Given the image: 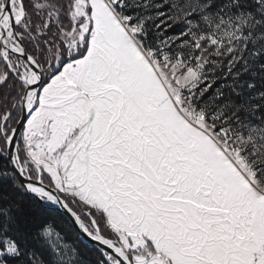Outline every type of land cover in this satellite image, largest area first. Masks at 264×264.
Listing matches in <instances>:
<instances>
[{
	"label": "rangeland",
	"instance_id": "obj_1",
	"mask_svg": "<svg viewBox=\"0 0 264 264\" xmlns=\"http://www.w3.org/2000/svg\"><path fill=\"white\" fill-rule=\"evenodd\" d=\"M128 2H73V22L86 18L76 38L83 40L89 31L88 47L81 61L69 60L56 70L57 54L48 81L43 78L21 133V165L36 177L46 174L58 190L98 210L116 192H130L121 198L129 206L125 220L135 231L134 241L113 232L132 257H140L136 264H264V133L245 107L222 119L221 110L196 106L195 99L215 48L216 56H237L244 50L237 47L242 40L264 32V0L241 6L228 0L220 8L208 0H145L142 12L163 6L160 14L182 30L149 43L153 47L141 39V11L134 20L126 15L136 6V0ZM19 26L29 30L24 19ZM71 46L76 47L75 36ZM9 59L15 66L16 58ZM57 83L69 92L65 109L79 130L56 150L48 124ZM1 135L6 144L9 134L2 130ZM82 148L85 154L78 159L74 152ZM92 219L84 222L90 229ZM5 247L7 254L17 252L9 240Z\"/></svg>",
	"mask_w": 264,
	"mask_h": 264
},
{
	"label": "trees",
	"instance_id": "obj_2",
	"mask_svg": "<svg viewBox=\"0 0 264 264\" xmlns=\"http://www.w3.org/2000/svg\"><path fill=\"white\" fill-rule=\"evenodd\" d=\"M75 0H22L25 9L24 21L29 30L17 27L28 53L34 56L44 69V83L51 75L50 70L56 56L61 66L69 60L80 59L87 50L89 31L83 40L76 37L81 32L79 26L85 21L73 22L71 11ZM233 1V0H232ZM235 1V0H234ZM145 0H136L126 15L134 18L141 11L143 34L141 39L146 47L159 37L173 38L182 30L180 23L166 19L160 7L155 12H142ZM214 5L225 7L228 0H208ZM231 2V0H230ZM130 2L126 0L125 6ZM235 6L251 3V0H236ZM253 3V2H252ZM254 4V3H253ZM143 5V6H142ZM234 5H232L233 7ZM132 7V6H131ZM260 17V16H259ZM258 17V18H259ZM261 18V17H260ZM264 20V18H261ZM173 22V23H172ZM74 29V30H73ZM75 36L76 47L71 46ZM264 32L253 33L247 40L237 45L243 48L241 54L229 53L208 55L205 69L209 71L201 84V92L195 95L196 106L216 107L221 110V118L235 117L240 110L249 109V116L264 133ZM231 60V62H230ZM4 75V76H3ZM3 77V78H2ZM0 151H5L2 130L9 134L18 119L17 103L23 91V84L10 72L0 56ZM243 83V86L240 87ZM247 101L246 103H243ZM241 108V109H240ZM2 125V121L7 116ZM21 135L18 153L25 159ZM33 178L36 172H29ZM42 180L54 186L49 176L42 174ZM72 209L83 222L90 224L93 217L99 231L108 238L117 239L106 215L96 208L82 203L77 198L67 196ZM5 240L14 243L17 252H5ZM152 250V244L148 243ZM132 260V253L127 251ZM0 262L4 264H108L102 251L84 242L71 222L56 210L42 206L28 194L10 171L8 161L0 152Z\"/></svg>",
	"mask_w": 264,
	"mask_h": 264
},
{
	"label": "water",
	"instance_id": "obj_3",
	"mask_svg": "<svg viewBox=\"0 0 264 264\" xmlns=\"http://www.w3.org/2000/svg\"><path fill=\"white\" fill-rule=\"evenodd\" d=\"M5 16L8 19L7 24L4 23ZM24 17L22 0H4L0 4V53L10 72L24 85L17 122L6 138L5 151L0 152L25 191L45 208L56 210L67 217L84 242L102 251L108 264H133L127 250L118 240L102 235L94 219H92L93 229H90L72 209L66 194L45 183L40 173L36 178L31 177L19 161L17 153L19 138L28 118L37 106L39 90L44 84L43 67L28 53L17 31ZM10 56L16 58L15 66L11 64ZM60 67L61 65H58L56 70Z\"/></svg>",
	"mask_w": 264,
	"mask_h": 264
},
{
	"label": "crops",
	"instance_id": "obj_4",
	"mask_svg": "<svg viewBox=\"0 0 264 264\" xmlns=\"http://www.w3.org/2000/svg\"><path fill=\"white\" fill-rule=\"evenodd\" d=\"M81 61V59H79L77 61V63ZM76 63V62H75ZM56 78H58V76H56ZM55 80V79H54ZM59 80V79H58ZM58 82V81H57ZM58 85V91L55 90L53 92V96L50 99V103H49V119L50 122L48 124L49 127V141H50V146L53 149H58L59 146L62 144V142L65 140V137L68 136V134L71 131L79 130V126L77 127L76 125H74V121L69 117L70 114H68L66 112L65 109V105L67 104V100H68V91L65 90V88H61L59 83H57ZM61 99H63V102H61ZM38 103V102H37ZM68 112H71L70 110H68ZM79 113V110H77V112L75 110L72 111V114L77 115ZM80 115V114H79ZM78 116V115H77ZM55 119H54V118ZM76 119V117H74ZM79 118H77L76 120H78ZM82 132V129L80 130ZM78 138L80 137V134L78 133ZM83 140H85V135L83 134V132L81 133V137ZM79 138V139H80ZM78 139V140H79ZM88 139V137H87ZM78 140H72V142L74 143V141L76 142L75 147H77V142ZM85 142L84 141V146L85 147ZM60 144V145H59ZM58 146V147H57ZM57 147V148H55ZM78 154V159L85 154V152L83 151V148L81 150H76L74 152V156ZM66 157V151L61 153L59 156V161L60 162H64ZM111 173V172H109ZM117 176V174H116ZM105 177V176H103ZM110 177V176H109ZM101 187L103 189H105V182L102 181L101 182ZM123 190H121L120 192H116L111 200V202H107L104 201L101 204H98V208H100L101 211H103L105 213V215L107 216L108 222L110 227L112 228V230L114 232H121L123 235L126 233L127 234V242H133L134 240L131 239V237H133L132 235L134 234L133 232V227L129 226L128 224H126V217H127V213L129 212V206L125 203V201L121 198V196L123 194H127L130 195V192H122ZM69 195H73L68 193L67 196ZM120 195V199L118 200L116 196ZM75 196V195H74ZM104 197H108V194L106 192H104ZM104 204V205H102ZM132 240H130V239ZM125 247V246H124ZM126 250H131V249H127L125 247ZM137 256H135V254L133 255V264H136L135 259ZM146 257V256H145ZM140 258V257H137ZM143 258V257H142ZM145 259V258H144ZM148 264H152V261H149Z\"/></svg>",
	"mask_w": 264,
	"mask_h": 264
},
{
	"label": "bare ground",
	"instance_id": "obj_5",
	"mask_svg": "<svg viewBox=\"0 0 264 264\" xmlns=\"http://www.w3.org/2000/svg\"><path fill=\"white\" fill-rule=\"evenodd\" d=\"M4 23H5V24L8 23V19L6 18V16L4 17Z\"/></svg>",
	"mask_w": 264,
	"mask_h": 264
}]
</instances>
